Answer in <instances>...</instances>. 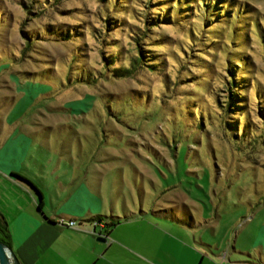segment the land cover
<instances>
[{
	"label": "rangeland",
	"instance_id": "rangeland-1",
	"mask_svg": "<svg viewBox=\"0 0 264 264\" xmlns=\"http://www.w3.org/2000/svg\"><path fill=\"white\" fill-rule=\"evenodd\" d=\"M106 1L0 0V119L13 126L4 139L22 152L29 137L27 154H49L47 187L96 161L104 184L118 185L119 209L139 208L143 190L145 208L168 209L211 250L198 247L253 254L264 246V0H153L150 10L129 0L125 18ZM164 12L177 25L152 27L142 44L157 69L115 77L105 58L119 50L114 66L128 67L129 29ZM54 30H70V41Z\"/></svg>",
	"mask_w": 264,
	"mask_h": 264
},
{
	"label": "crops",
	"instance_id": "crops-1",
	"mask_svg": "<svg viewBox=\"0 0 264 264\" xmlns=\"http://www.w3.org/2000/svg\"><path fill=\"white\" fill-rule=\"evenodd\" d=\"M12 127L5 118L0 119V213L20 264H264L263 243L253 254L229 248L209 253L198 247L195 244L211 250L201 238L196 240L190 228L178 225L177 230L173 220L153 214L161 208L149 207V203L145 208L143 190L139 208L132 201V207L122 204L119 209L117 201L111 199L118 185L104 184L96 161L82 166L75 163L69 171L65 168V185L45 186L49 154H27L25 144L31 139L25 136L22 152L16 145H8L4 136ZM62 160H57V169ZM103 160H98L101 167ZM105 171L107 176L113 169L106 167ZM77 174L86 184H74ZM109 195L110 214L101 213ZM93 205L99 207L97 214L118 216L121 210L123 215L119 217L128 216L109 231L106 241L97 239L87 221L97 215ZM59 219L75 220L76 224L70 227L60 224ZM95 229L99 231L100 227Z\"/></svg>",
	"mask_w": 264,
	"mask_h": 264
},
{
	"label": "trees",
	"instance_id": "trees-1",
	"mask_svg": "<svg viewBox=\"0 0 264 264\" xmlns=\"http://www.w3.org/2000/svg\"><path fill=\"white\" fill-rule=\"evenodd\" d=\"M129 0H107L106 2H108L110 5L107 6L109 7L108 8V12L109 11H112V10H119L118 12H120L122 14V17L121 18H125V15L126 14V11L122 8L124 3H128ZM153 0H148L146 1V5H143V7H145L146 9L150 10V4L152 3ZM156 1H160V0H156ZM185 1V0H184ZM215 1V0H214ZM192 3V2H190ZM190 3H186V6L185 7H188L190 9ZM214 6L217 7V1L214 2ZM177 5L178 8H180V1L179 0H175L173 1V4L171 5ZM209 5V4H207ZM220 7V6H219ZM107 9V8H106ZM182 9H185V8H182ZM205 9H209V8H205ZM212 8H210L211 10ZM107 11V10H106ZM165 11V10H164ZM190 11V10H188ZM214 13H218L217 9L216 11L212 10ZM108 12H106V15L104 17H102V19L104 20V24L107 26L109 25V17H108ZM166 12H167V9H166ZM166 12L162 13V14H159V13H156V16H153L150 18V20H148L146 17L142 19H139V21L143 22V28L142 29H139L137 27H135V30H132V29H129L130 30V34L127 35V37H129V39L132 40V43L134 45V47L136 48V54L135 56L132 57V59L130 58V62L128 64V67H115L114 64L115 62L118 60L119 58V55H121L119 53V50L117 51V54L113 57H108V58H105V63L110 66V69L112 71V73L114 74L115 77L119 78V77H130L132 74H133V70H136V67H139V66H144L148 69H151V70H156L157 69V65L154 64L151 59V55H153V53H151L150 50H148V48H145L144 46H142V44L145 42V39L148 37V31H150V29L154 26H160V25H177L175 24L172 20H171V15L170 14H166ZM186 15V17L189 15V14H184ZM222 15V14H220ZM119 20V25L118 27L120 26L121 27V30L124 31L122 28H123V19ZM151 22V23H150ZM174 23V24H173ZM203 26L202 27H206L205 24H202ZM126 27V26H125ZM56 31V38L59 40V41H63V42H66V41H70L71 39V31L70 30H65V31H62V32H59L57 30H54L52 31V33H54ZM209 31V28H204L201 33H207V35H205L204 37H208V32ZM22 33H24V31H22ZM25 39H26V45H32V41H33V37L30 36V35H25ZM216 39V36H213V39L210 40V42H213V40ZM206 40V38L204 39ZM192 46H190V51H192V49L194 47H196V42L195 41H192L191 43ZM27 47V46H25ZM149 51V52H147ZM194 51H196V49L194 48ZM192 56V54L187 57L186 55H184V58L187 59V62H189L188 58ZM107 59V60H106ZM235 60H231V65L229 66V68L227 70L229 71H232L233 68L237 67L236 64H234ZM198 68H202L201 66L198 67ZM232 87L229 85V87H227L225 84H224V92L226 94L225 98H228V97H231L230 100H233L234 96L236 95V93L233 91V89H231ZM224 98V97H223ZM225 103V101H224ZM223 107V106H222ZM153 214L159 216L160 218H169L171 220H173L175 223L179 222L180 224L179 225H183L184 227H187V228H190V226L188 227L187 225L185 224H182V220L178 219L174 213L170 212L168 209H160L156 212H154ZM128 216H123V217H119V216H115V215H101V214H97V215H94V216H91L90 218L87 219V221L92 224L93 228H96V227H100V230L103 231L105 234H108L109 231L117 224L119 223V221L123 220V219H126ZM0 241L5 243L6 245L8 246H11V243H10V234H9V231H8V225H7V222L4 218V216L0 213Z\"/></svg>",
	"mask_w": 264,
	"mask_h": 264
},
{
	"label": "water",
	"instance_id": "water-1",
	"mask_svg": "<svg viewBox=\"0 0 264 264\" xmlns=\"http://www.w3.org/2000/svg\"><path fill=\"white\" fill-rule=\"evenodd\" d=\"M100 241H106V237L98 236ZM0 264H20L11 246L0 241Z\"/></svg>",
	"mask_w": 264,
	"mask_h": 264
},
{
	"label": "built area",
	"instance_id": "built-area-1",
	"mask_svg": "<svg viewBox=\"0 0 264 264\" xmlns=\"http://www.w3.org/2000/svg\"><path fill=\"white\" fill-rule=\"evenodd\" d=\"M59 223L60 224H66L67 226L73 227L76 224L75 220H68V221H64L63 219H59ZM92 233L96 234L97 236H102V237H106L108 238L107 234H105L103 231L99 230L96 231L95 228H92Z\"/></svg>",
	"mask_w": 264,
	"mask_h": 264
}]
</instances>
